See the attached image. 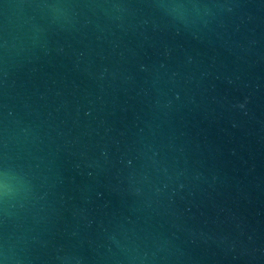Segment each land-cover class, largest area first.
I'll return each mask as SVG.
<instances>
[{"label": "water", "instance_id": "1", "mask_svg": "<svg viewBox=\"0 0 264 264\" xmlns=\"http://www.w3.org/2000/svg\"><path fill=\"white\" fill-rule=\"evenodd\" d=\"M0 264H264V0H0Z\"/></svg>", "mask_w": 264, "mask_h": 264}]
</instances>
